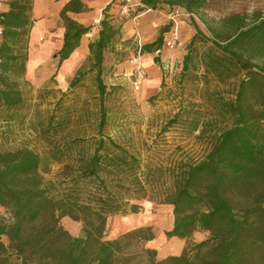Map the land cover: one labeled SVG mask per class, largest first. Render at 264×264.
Returning a JSON list of instances; mask_svg holds the SVG:
<instances>
[{
	"label": "trees",
	"instance_id": "trees-1",
	"mask_svg": "<svg viewBox=\"0 0 264 264\" xmlns=\"http://www.w3.org/2000/svg\"><path fill=\"white\" fill-rule=\"evenodd\" d=\"M156 8L160 0H141ZM188 13L203 0H167ZM58 65L68 59L90 26L69 18ZM30 18H0V135L2 125L28 124L42 152L29 146L0 148V264H251L257 249L264 252V18L232 14L208 25L209 36L193 24L195 33L182 59L181 78L199 70L215 73L221 83L202 89L207 118L194 108H181L167 127L188 120L192 130L207 136L208 151L197 162L171 160L142 164L127 147L105 132L108 95L102 80L105 51L121 38L115 18H101L97 38L88 44L96 69L97 130L86 136L70 131L73 120L66 104L84 76L78 70L52 108L31 104L26 89ZM171 23L156 39L140 47L141 54L161 49ZM159 63V56L153 57ZM259 105L254 114L251 103ZM186 113L187 118L182 114ZM192 116H191V115ZM190 116V117H189ZM44 163L58 165L44 180ZM157 200L173 208L167 237L186 238L206 230V240L187 247L180 256L158 258L145 244L154 238L150 227H137L115 239H103L109 216L136 212L140 200ZM67 216L82 223V235L72 236L61 224ZM18 260V263L14 262Z\"/></svg>",
	"mask_w": 264,
	"mask_h": 264
},
{
	"label": "rangeland",
	"instance_id": "rangeland-1",
	"mask_svg": "<svg viewBox=\"0 0 264 264\" xmlns=\"http://www.w3.org/2000/svg\"><path fill=\"white\" fill-rule=\"evenodd\" d=\"M160 1L165 5L161 8L165 14L175 13V8L165 3L167 0ZM203 1L202 8L195 11L194 16L182 18V14L179 13L180 18H174L175 21L172 18H153L157 25L149 30L143 29L146 18H138L139 21H143L139 24L133 23L136 22V18H115L116 23L120 24L122 35L105 51L101 65L102 80L108 92L104 100L108 113L105 132L127 147L142 160V164L146 162L166 164L171 160L194 163L201 160L208 151L207 136H200L198 130H192L188 120L167 127L165 131L161 129L165 122L183 107L189 109L193 106L204 113L203 118H207L206 104L201 98L205 84L219 83L221 88L231 89V81L221 83L217 74H204L205 54L198 59L199 70L195 74L186 76L184 79L180 77L182 59L190 41L187 37L190 32L195 33L193 24L209 36L208 25L232 14H247L248 18L259 14L264 18V0ZM183 10L186 11L185 8ZM127 20H132L129 27L133 35L124 38L123 23ZM180 21L184 22L185 29L178 27ZM169 22L172 25L170 30L164 34L163 46L159 51L148 56L152 60L154 56H159V63H153L160 68L161 73H159V78H155L143 65L142 58L145 55L140 53V47L149 43L150 39L157 37L161 27ZM176 24L177 30L175 29ZM173 36H177L180 43L177 48H170L166 45V41ZM93 37L88 35L86 39L90 41L94 39ZM50 41L45 34L43 39L38 40L37 38L36 50L29 54V59L33 60L31 59L29 63L28 59L26 67V79L31 85L26 89V96L31 100L32 105L41 109L52 108L62 92L70 91L71 79L78 70H82L84 76L79 86L65 99L73 114V120L68 129L78 130L86 136L94 134L97 130L99 99L95 80L96 69L93 68L89 51L85 49V52H81L73 63L65 61L58 65L56 53L62 46L63 38L53 43ZM135 59L136 62H134ZM251 103L253 113L257 114L259 105L253 101ZM182 116L187 118L185 112ZM1 131L6 133L5 136L0 135V148L3 150H11L20 146H29L40 152L43 150L42 143L33 137L28 124H12L10 127L2 125ZM58 168V165L44 163L39 169V174L44 180L53 179ZM137 203L139 208L136 212L128 211L107 218L103 239H115L122 233L137 227H150L154 238L145 246L155 249L158 258H165L180 256L185 248L192 247L210 236L208 231L200 230L186 238H169L165 232L173 225L172 206L147 199ZM7 217V211L0 208V218L6 219ZM60 224L72 236L82 235L80 221L64 216L60 219ZM250 259L251 264H264V252L257 249ZM13 260L18 263L17 259L13 258Z\"/></svg>",
	"mask_w": 264,
	"mask_h": 264
},
{
	"label": "crops",
	"instance_id": "crops-1",
	"mask_svg": "<svg viewBox=\"0 0 264 264\" xmlns=\"http://www.w3.org/2000/svg\"><path fill=\"white\" fill-rule=\"evenodd\" d=\"M123 3L124 0H0V18H30L33 24L29 33V54L36 50V39H43L44 34L46 38H50L52 43L61 37L63 38L65 25L62 18H69L80 25L90 26V31L80 38L77 48L65 60L73 63L81 52H85V49H88V44L97 38L99 21L104 16L106 18H136V22H133L134 24L143 22L139 21L138 18H146V20L144 19L143 29L149 30L152 26L156 27L157 25L153 18H169L173 14L167 15L164 13L161 9L165 6L163 2L158 3L156 8L153 9L144 5L141 0L140 6L132 8L129 14L123 13ZM172 7L175 8L174 12L177 11L178 14H182V18L194 16L193 13L184 11L181 6L173 5ZM176 18L180 17L177 16ZM131 23L132 20H127L123 23L124 38H129L133 35L132 29L129 27ZM183 24L184 22L180 21L178 27L185 29ZM88 35L94 36V39L87 41ZM192 36L193 33L190 32L187 37L188 41ZM155 39L156 37L148 42L150 43ZM149 55L145 54L142 58L143 65L148 69L152 77L159 78L160 68L153 63L152 58L148 57ZM31 59H29V63H31Z\"/></svg>",
	"mask_w": 264,
	"mask_h": 264
},
{
	"label": "built area",
	"instance_id": "built-area-1",
	"mask_svg": "<svg viewBox=\"0 0 264 264\" xmlns=\"http://www.w3.org/2000/svg\"><path fill=\"white\" fill-rule=\"evenodd\" d=\"M140 6V0H124L123 3V13H128L132 8H136ZM178 16L177 11H175V13L172 14V16H170L169 18H172L174 21ZM166 45L170 48H177L180 46V43L178 42V38L177 36H173L172 38L168 39L166 41ZM137 60L135 59L134 62H136Z\"/></svg>",
	"mask_w": 264,
	"mask_h": 264
},
{
	"label": "bare ground",
	"instance_id": "bare-ground-1",
	"mask_svg": "<svg viewBox=\"0 0 264 264\" xmlns=\"http://www.w3.org/2000/svg\"><path fill=\"white\" fill-rule=\"evenodd\" d=\"M175 29L177 30V24H176V26H175Z\"/></svg>",
	"mask_w": 264,
	"mask_h": 264
}]
</instances>
